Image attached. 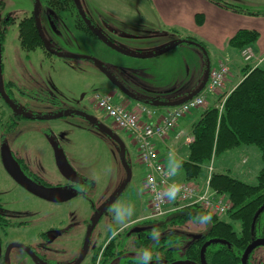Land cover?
<instances>
[{"label":"rangeland","instance_id":"1","mask_svg":"<svg viewBox=\"0 0 264 264\" xmlns=\"http://www.w3.org/2000/svg\"><path fill=\"white\" fill-rule=\"evenodd\" d=\"M51 1L38 0L36 21L39 32L48 44L59 50V54L68 58L48 55L40 48L23 51L18 38V22L33 15L34 0H0L3 89L17 107V112L13 113L0 100V209L4 218L18 227L11 230L9 240L34 248L38 255L45 245L40 234L54 235L49 227L57 225L62 237H57L51 247L54 249L61 243L63 248L56 252L65 258L78 253L91 219L109 202L113 201L92 232L93 247L95 244L96 248L101 244L104 247L110 226L118 232L136 222H149L145 218L150 212L148 195L144 192L146 171L137 160L138 149L133 138L104 117L92 99L96 93H109L114 97V103H124L126 110L131 109L119 97L123 92L111 88L107 76H118L119 82L130 92L132 84L135 86L130 78H137L144 88L149 87L150 79H154L151 81L158 85L163 83L168 93L194 82L192 88H188L195 92L202 86L207 63L213 64L215 54L209 49L205 53L201 47L183 44L153 59L156 61L152 64L151 61L140 65L133 61V64L122 54L137 52L134 49L141 47L138 34L121 33L127 31V27L117 28L120 32L107 33L99 21L113 20L112 15L118 17L124 12H136L138 3L132 0H74L78 8L73 7L68 13L57 10ZM242 1L252 3L246 7L248 12L264 9L260 6L264 0ZM74 14L86 16L88 22L92 18L96 23V28L92 29L96 35L75 29L76 18L71 16ZM11 19L15 23L10 24ZM133 31L137 32V29ZM173 38L172 34L169 40ZM190 70L193 72L191 77ZM176 71H182L183 81L175 80ZM221 92L219 88L214 93L219 96ZM208 103L189 114H201L212 107ZM148 107L152 108L151 105ZM23 112L29 119L18 120L19 116H24ZM66 112L70 114L63 117ZM10 114L16 115L15 120L9 121ZM89 117L95 118V122L91 123ZM157 149L165 156L168 174L182 181L183 173L176 168L175 155L172 152L166 154L165 148ZM3 152L11 155L16 163L21 160L19 165H25L30 175L36 178L35 184L42 187L40 181H43L53 187L65 188L74 191L75 197L52 202L28 193L7 174L2 162ZM211 166L216 172L229 173L246 184L255 185L262 167L260 151L254 145H241L213 156ZM205 176L204 172L200 179ZM221 218L238 231L237 222L230 221L225 215ZM205 229L204 224L191 221L176 228L181 234L190 236L201 234ZM67 245L73 251L67 253ZM253 252L254 256H264V246ZM99 256L100 252L97 259ZM8 263L37 264L19 247L11 248ZM44 263L40 259V264Z\"/></svg>","mask_w":264,"mask_h":264},{"label":"trees","instance_id":"2","mask_svg":"<svg viewBox=\"0 0 264 264\" xmlns=\"http://www.w3.org/2000/svg\"><path fill=\"white\" fill-rule=\"evenodd\" d=\"M210 1L224 6L219 0ZM51 3L57 6V10L68 13L72 12L71 8L74 6L72 0H52ZM74 15H71L76 18L74 28L94 35L90 29V23L88 25L85 23L86 16H83L86 19H82L80 15ZM12 23H15V20L11 19L10 24ZM1 37L0 32V40ZM258 37L259 34L254 30H239L229 40V45L240 52L243 48L255 43ZM18 38L20 47L25 52L40 48L44 53L52 54L44 48L42 36L36 29L33 15L24 17L18 22ZM187 38L197 42L207 53L202 42L196 38ZM48 47L60 53L50 44ZM242 73V80L225 97L221 113H218L216 107H209L192 126L193 140L188 146V159L176 164V168L183 173V182H199L204 172L207 175V167L209 163L211 165L213 156L241 145H254L259 149L262 167L255 185L246 184L229 173L216 172L214 169L210 175V189L224 196L229 202L230 209L225 216L230 221L238 223V231L230 223L198 205L185 206L157 219L147 218L146 220L149 221L147 224L155 221L154 226L141 231L140 239L128 237V228L114 235L117 229L110 226L105 236L104 247L101 244L96 248L94 261L100 252L98 264H127V256H125L127 251L149 253L167 249L174 244L173 249L176 250L200 251L206 240H215L204 251L237 252L238 255L226 258L231 260L228 264H239L240 257L248 244L255 239L264 238V67L250 68L246 65ZM69 114L70 112H66L62 116L67 117ZM23 115L19 116L18 120L29 119L25 112ZM18 163L22 164V161L18 160ZM40 182L45 187H53L43 181ZM187 221L202 223L206 226L205 231L197 234L194 241H191L190 235L181 234L176 230ZM187 241H189V247L184 245ZM33 253L37 256L35 251ZM219 258V256H213L211 259ZM136 261L140 262L142 259H136Z\"/></svg>","mask_w":264,"mask_h":264},{"label":"crops","instance_id":"3","mask_svg":"<svg viewBox=\"0 0 264 264\" xmlns=\"http://www.w3.org/2000/svg\"><path fill=\"white\" fill-rule=\"evenodd\" d=\"M132 2L138 3L136 12H124L118 17L111 14L113 20L99 21L101 22L100 27L103 26L107 30V33H116L117 28L127 27V31L122 30L121 33L128 35L138 34V40H141V47L134 49L137 51L136 53H125L122 56L129 59L132 63L133 61L137 62L139 65L147 64L146 62L150 61V64H152L154 63L152 61H156L153 59H157L162 54L173 50L174 48H171L172 45L182 40L192 41L187 37L196 38L205 44L206 50L209 49L215 54V61L212 65L210 63L211 70L223 60H226L228 63L229 74L220 88L222 89L221 94L218 96L215 93H211L205 97V102L208 101V104H211L212 107H215L217 102L225 98L242 80V69L246 65L243 64L240 53L236 50L234 51L229 45V40L239 30H254L259 34L257 41L249 47L252 49L255 58L263 59L264 57V9L258 8L254 12L246 11V7L250 6L251 2L236 0L232 4L224 2V6L213 3L210 0H132ZM260 6L264 7V2ZM108 13L110 14V12ZM89 19L92 28L95 29V21L92 18ZM118 21L122 23H118ZM134 28L137 29V32L133 31ZM118 32L120 31L118 30ZM172 34L175 38L169 40ZM161 41L167 43L160 44ZM181 45L183 43L176 45V47ZM259 66L264 67V60ZM249 67L252 68L254 66L252 64ZM144 68L143 70H145ZM175 73V80L179 79L183 81L182 71L181 73L177 71ZM192 75L193 72L190 70V77ZM130 79L134 81L135 86L132 84V92L126 91L136 98V100L121 93L122 95L119 96L121 101L125 102L131 109H134L139 103L147 107L155 103L156 106L151 105L152 108L148 107L156 112V115L150 119L154 123H159L177 103L186 100L200 90L199 87L195 92L190 91L188 87L192 88L193 82L186 87L182 85L174 93H168L169 91L165 89L166 87L162 85L163 83L158 85L154 81H151L154 79L149 78V87L144 85L145 88L141 86L143 84L137 78ZM168 79L166 80L168 81ZM144 81L147 82L148 80L144 79ZM111 88L116 90L113 86ZM146 102L151 104H146ZM162 104H166V106ZM124 106L126 107L125 104ZM161 108H166V110L162 111ZM192 111L194 112V110ZM193 112L183 116L179 120L180 125L178 121L175 127L167 132L162 140L154 139L152 141L158 158L164 167H166L165 156L161 155L157 148H165L166 154L172 152L177 158L176 164L188 159V146L193 140L191 134L192 126L203 113L193 114Z\"/></svg>","mask_w":264,"mask_h":264},{"label":"built area","instance_id":"4","mask_svg":"<svg viewBox=\"0 0 264 264\" xmlns=\"http://www.w3.org/2000/svg\"><path fill=\"white\" fill-rule=\"evenodd\" d=\"M240 57L245 64L259 65L261 58H255L250 47L240 51ZM229 74L228 63L223 60L209 73L208 81L200 93L173 107L159 123L150 119L156 115L153 109L137 104L134 109L126 110L122 105L114 103L108 93H96L92 99L104 117L128 133L138 149V162L146 171L144 192L148 195L150 212L148 218L157 219L185 206L198 205L209 213L222 217L230 209L229 202L210 189L209 181L212 167L207 169L204 180L187 183L172 178L160 162L152 141L162 140L167 132L175 127L177 122L191 110L203 106L207 94L221 88ZM225 98L216 106L219 114L222 111ZM146 117V121L144 118Z\"/></svg>","mask_w":264,"mask_h":264},{"label":"flooded vegetation","instance_id":"5","mask_svg":"<svg viewBox=\"0 0 264 264\" xmlns=\"http://www.w3.org/2000/svg\"><path fill=\"white\" fill-rule=\"evenodd\" d=\"M72 1L74 3V0H72ZM73 7H76V9L78 8V6L75 5V3H74ZM81 18L82 19H86L84 17H81ZM88 21H89L88 19L85 20L86 25H88L90 23ZM90 29H91V31L93 29L91 24H90ZM5 95L7 96V98L10 101H12L10 94L8 95V94L5 93ZM0 100L3 101L1 96H0ZM4 104H6V103L4 102ZM6 106L9 108V106L7 104H6ZM10 111H12V110L10 109ZM12 112H10V113H12ZM82 116H85V115L83 114ZM14 118H15V115L10 114V118H9L10 120L9 121H11ZM2 162H3V166H4V163H6V162L7 163L8 162L9 163H13L19 169V171L25 177V179H27L29 182H31L33 184L36 183L34 181V180H36V178L34 176L30 175V173L26 170V168H24V166L21 167L19 165L20 163H18V162L16 163V161L13 159V157L11 155L6 154L5 152H3ZM35 185H37V184H35ZM37 186H39V185H37ZM39 187H41V186H39ZM42 188H51V187H45V186L42 185ZM52 188L56 191L55 195H57L59 197V201L58 202L66 201L68 199H71V198L75 197L73 195L74 191H70V190L65 189V188H59V187H56V186L52 187ZM65 198H66V200H65ZM145 218H147V217H145ZM154 222L155 221H153V223ZM60 223L61 222H58V224H60ZM153 223L147 224V222H146V224H141V223H137L136 222L135 224L134 223L131 224L129 226V228H128L129 229V232L127 233L128 237L131 236L132 239H136V238L140 239L139 233L141 231H144V230L150 228V227H153L154 226ZM16 226L17 225H15V227H14V225L11 224L9 219L4 218V216L2 215V210L0 209V264H9L8 263V256H9V253H10L11 249L9 250V252L7 254V261L5 260V255H6L7 247L10 244H14L12 241L9 240V236L11 235L10 234L11 230L14 231V230H16L15 228H18ZM49 230L51 232H53L54 235H49V234H47L45 232L40 234V235H42L41 237L43 238V241L45 243L42 253L39 252L40 255H38V253H37L38 251L37 250H35L32 247L27 246L31 250L32 253H33V251H35V253L37 254V256H36L33 253L36 256V258H37V262H36L37 264H40V259H43L45 261L44 264H83V263H85V264H98V260L95 263L93 261L94 249L96 248V244H95V247H93V245L91 244L92 234H91V237H90V240H89V244H88L86 255L78 263L79 258L81 257V254H82L83 241L81 243V246H80V249H79L78 253H75V254H73L71 256L68 255L65 258L64 257H60V256H58V253L56 251L63 248L62 244L58 243L57 246L54 249L51 247V244H53V242L55 241V239L57 237H59V238L62 237V232L57 227V225L50 226ZM122 230H119V231H122ZM119 231L115 232L114 235L118 234ZM190 239H191V241H194V240H196V236H190ZM208 241H210V240H206L205 243L208 242ZM184 245H186V247H189L190 246L189 245V241L185 242ZM65 247L67 248V253L73 251V248L70 247L69 245H67ZM174 247H175V244L172 245V246L167 247V249L157 250V251H150L148 253L149 259H148L147 262L152 263V264H212L214 262H218V263H221V264H228V263H231V260L227 259L226 258L227 256H236V255H238V253L234 252V251H204V252H201V250L200 251H195V250H192V249H189V250H187V249L176 250V249H173ZM141 254H142V252L127 251L125 253V256H127V264H143L144 263L143 260L140 261V262L136 261V259L137 260L142 259V255ZM253 254H254V252L252 251L248 255V257L245 260L244 264H264V256H254ZM242 255H243V253H242ZM242 255L240 257L239 264H242ZM213 256H219L220 258L219 259H211ZM38 260H39V262H38Z\"/></svg>","mask_w":264,"mask_h":264},{"label":"water","instance_id":"6","mask_svg":"<svg viewBox=\"0 0 264 264\" xmlns=\"http://www.w3.org/2000/svg\"><path fill=\"white\" fill-rule=\"evenodd\" d=\"M38 0H34V9H33V18H34V22H35V26H36V29L37 31L39 32V26L37 24V21H36V15H37V8H38ZM79 13H81V11H79ZM96 35V33H94ZM43 45H44V48H46L47 51L51 52L52 54L58 56V57H64V58H68L69 56H65V55H61L53 50H51L49 47H48V41H46L45 39H43ZM189 44L191 46H196V47H201L198 43L196 42H193V41H188V40H182V41H179L177 44H174L171 46V48H175L176 45L178 44ZM202 48V47H201ZM204 50V49H203ZM205 51V50H204ZM206 53V52H205ZM72 57H79V56H72ZM97 63V62H96ZM98 64V63H97ZM209 72H210V65H209V62L207 63V66H206V70H205V75H204V78H203V82H202V86L200 87V89H202L207 80H208V77H209ZM111 85L113 87H115L116 89H119L120 91H122L125 96L129 97V98H134L131 94H129L127 91V87L124 86V84L120 83L119 80H118V76H111V75H108L107 76ZM127 90V91H126ZM197 94V92L195 93ZM0 96L2 97L3 101L9 106V108L14 112L16 113L17 112V107L7 98V96L5 95V92H4V89H3V78H2V57H1V40H0ZM190 98V97H189ZM187 98V99H189ZM136 100V98H134ZM186 99V100H187ZM186 100H183L182 102L186 101ZM181 102L177 103L176 105L180 104ZM146 104H151L149 102H146ZM152 106H156L155 103H152L151 104ZM158 105V104H157ZM161 105V104H160ZM163 106H166V104H162ZM175 105V106H176ZM88 120L91 122V123H94L95 122V118L93 117H89ZM55 159H56V162L58 163V158H57V153L55 151ZM4 168L7 172V174L20 186L22 187L24 190H26L27 192H29L30 194L36 196V197H39L41 199H44V200H48V201H52V202H58L59 201V197L57 195H55L56 191L53 189V188H42V187H39L31 182H29L27 179H25V177L21 174V172L19 171V169L13 164V163H4ZM66 200V198H65ZM113 203L112 202H109L99 213H97L90 221V225L89 227L87 228L86 230V233H85V236H84V240H83V248H82V254H81V257L79 258V261L78 263L85 257L86 255V252H87V248H88V244H89V240H90V237H91V234L97 224V222L99 221V219L101 218V216L104 214L105 210ZM215 240H210L208 242H206L202 248H201V252H204L205 248L212 242H214ZM217 241V240H216ZM259 246H264V238H258V239H255L253 240L250 244H248V246L245 248L244 252H243V255H242V264L245 263V260L247 259L248 255L257 247ZM12 247H19L21 248L22 250H25L28 255L35 261L37 262V258L36 256L31 252V250L27 247V246H24V245H20V244H10L8 247H7V250H6V255H5V260L7 261V254L9 252V250L12 248ZM144 264V263H143ZM147 264H152V263H149L147 262Z\"/></svg>","mask_w":264,"mask_h":264},{"label":"clouds","instance_id":"7","mask_svg":"<svg viewBox=\"0 0 264 264\" xmlns=\"http://www.w3.org/2000/svg\"><path fill=\"white\" fill-rule=\"evenodd\" d=\"M141 255H142V260L144 261V264H147V261L149 259L148 253L147 252H144Z\"/></svg>","mask_w":264,"mask_h":264}]
</instances>
